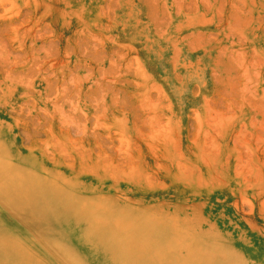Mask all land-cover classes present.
<instances>
[{
	"label": "rangeland",
	"instance_id": "obj_1",
	"mask_svg": "<svg viewBox=\"0 0 264 264\" xmlns=\"http://www.w3.org/2000/svg\"><path fill=\"white\" fill-rule=\"evenodd\" d=\"M2 238L264 264V0H0Z\"/></svg>",
	"mask_w": 264,
	"mask_h": 264
},
{
	"label": "bare ground",
	"instance_id": "obj_2",
	"mask_svg": "<svg viewBox=\"0 0 264 264\" xmlns=\"http://www.w3.org/2000/svg\"><path fill=\"white\" fill-rule=\"evenodd\" d=\"M7 201L9 203H11V202L14 203V200L12 199V197H10V199L7 198ZM18 210L21 211V212H24L26 210V207L25 206H18ZM12 241H13L12 239H6V241L4 240V238L0 239V256L9 257V256H11L13 254H16V255L24 254L22 248L17 247V245L15 244V241H13V242ZM107 246L109 247V249L113 247L112 245H111L112 247L109 246V245H107ZM128 250L129 251L132 250V252H133V249L128 248ZM127 254H128V252H127ZM133 256L134 255L132 254V255H129L128 257H132L133 258ZM127 260H131V262H133V264H135L132 259H127ZM3 264H5V263H3Z\"/></svg>",
	"mask_w": 264,
	"mask_h": 264
}]
</instances>
